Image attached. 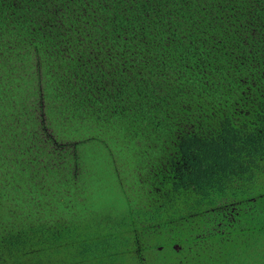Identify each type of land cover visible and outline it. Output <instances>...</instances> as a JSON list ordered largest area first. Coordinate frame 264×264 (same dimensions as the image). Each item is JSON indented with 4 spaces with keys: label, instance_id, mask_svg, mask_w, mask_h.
Masks as SVG:
<instances>
[{
    "label": "trees",
    "instance_id": "16d2710c",
    "mask_svg": "<svg viewBox=\"0 0 264 264\" xmlns=\"http://www.w3.org/2000/svg\"><path fill=\"white\" fill-rule=\"evenodd\" d=\"M0 264H264V0H0Z\"/></svg>",
    "mask_w": 264,
    "mask_h": 264
}]
</instances>
